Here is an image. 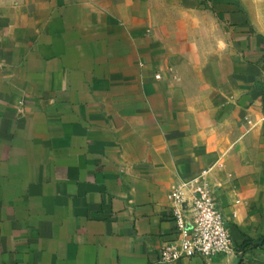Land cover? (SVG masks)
I'll return each mask as SVG.
<instances>
[{"label": "crops", "instance_id": "0c3cea01", "mask_svg": "<svg viewBox=\"0 0 264 264\" xmlns=\"http://www.w3.org/2000/svg\"><path fill=\"white\" fill-rule=\"evenodd\" d=\"M204 173L233 251L171 264H264V0H0V264H161Z\"/></svg>", "mask_w": 264, "mask_h": 264}, {"label": "built area", "instance_id": "2783aa9c", "mask_svg": "<svg viewBox=\"0 0 264 264\" xmlns=\"http://www.w3.org/2000/svg\"><path fill=\"white\" fill-rule=\"evenodd\" d=\"M169 200L173 204L178 238L161 247V264L195 255L212 258L233 251L230 229L205 173L182 183L169 194Z\"/></svg>", "mask_w": 264, "mask_h": 264}]
</instances>
